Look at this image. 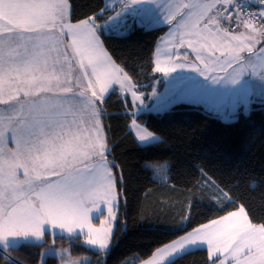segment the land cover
Masks as SVG:
<instances>
[{
  "label": "trees",
  "instance_id": "1",
  "mask_svg": "<svg viewBox=\"0 0 264 264\" xmlns=\"http://www.w3.org/2000/svg\"><path fill=\"white\" fill-rule=\"evenodd\" d=\"M105 2L68 0L70 21L102 20ZM167 29L134 25L123 35L100 32V40L112 61L145 90L158 77L154 53ZM131 110L129 98L116 88L98 103L118 193L109 251L87 247L80 235L46 232L41 243L0 250V264H41L42 252L52 247L68 248L73 257L87 256V264H124L131 257L135 259L129 264H138L196 227L241 207L252 224L264 227V103L254 102L248 113L239 110L233 121L185 102L162 113ZM133 119L159 139L140 144L130 130ZM164 164L163 172L157 167ZM221 192L227 200L219 197ZM213 261L203 247L166 264ZM43 264H58V259L47 255Z\"/></svg>",
  "mask_w": 264,
  "mask_h": 264
},
{
  "label": "snow or ice",
  "instance_id": "2",
  "mask_svg": "<svg viewBox=\"0 0 264 264\" xmlns=\"http://www.w3.org/2000/svg\"><path fill=\"white\" fill-rule=\"evenodd\" d=\"M150 0H131L132 6L140 7L146 5ZM66 0H5L3 5V23H0V31L18 36L24 41L17 48L9 47L8 52L0 56V95L6 94L8 100L13 102L14 116L9 117L3 130H0V141L4 139V132L12 131V142L16 145L14 149L6 147L0 149V154L6 150L10 151L7 167L0 164V220L7 226L32 218L38 217L40 212L49 216L61 214L74 207V202L70 197V191L74 185H86L94 183L103 189L102 194H107L111 185L107 174L111 172L106 165L102 169L88 165L86 162L94 155L103 156V152H97V147L103 149V144L91 141L90 135L85 130L76 127V121H69L64 110L67 100L65 94L72 89L66 87L70 76L62 79L61 74H57L54 64L50 63L52 53L57 51L56 39L49 34V25H55L58 20H63L65 16ZM183 7V6H182ZM186 13V19L180 27L191 29V35L196 37L195 41H188L189 44H196L200 41L207 42L209 38L213 41L211 47L215 48L222 45L223 39L231 41H241L239 36H219L209 31L207 26L200 29V21L207 13L206 6L191 4ZM127 9V7H126ZM119 16V13L117 14ZM115 17L111 18L114 19ZM72 32V25H64ZM73 43L76 45L75 52L78 56L87 59L92 67L93 75L96 76L97 83L100 84V91L103 93L108 81L104 79L112 73L105 67L104 57L97 51L98 45L91 31L87 34L76 31ZM227 49V54H232L233 49L228 45H222ZM22 48V51L19 50ZM196 49L194 48V51ZM48 53V56L45 54ZM232 59H236L232 55ZM54 63H59L55 61ZM182 67L183 65H177ZM81 67H84L81 60ZM165 74L174 71V68H160L156 71ZM215 82L214 77H210ZM235 79H233L234 81ZM89 87H92L90 84ZM23 91L25 97H34L32 100L21 101L18 99L19 92ZM50 94V95H45ZM81 96L84 93L80 94ZM96 93L93 92V96ZM20 117L15 120V117ZM47 129V139L37 142L38 133ZM141 136L140 139H144ZM32 153L25 159V153ZM4 158L0 155V161ZM29 161L33 169V175L28 176ZM83 164L84 168H77ZM17 168H23L25 177L23 181L17 179ZM59 168L65 174L61 179L48 184L41 189L39 198L42 202L40 209L32 207L31 201L22 200L16 203L11 209V214L5 216V211L9 204L20 200L24 195L23 186H31L34 179L46 176H59V172H45L42 169ZM39 169V170H38ZM53 223H56L54 220ZM42 227L29 229L34 232L35 237L41 236ZM91 231V229H90ZM103 231V229L97 230ZM222 231V226L211 228L204 235L192 238L180 244L179 247H172L171 253L182 251L189 244L195 245L198 240H206L209 252L215 258L217 251L223 250V241L218 238V233ZM17 238L15 231L9 232L7 227L0 235V240L7 243L8 238ZM20 237L27 236L22 231ZM93 245L98 242L102 248L107 245L104 238L99 241L92 239ZM255 247L256 255L250 256L246 261L240 260V253L243 247ZM231 256L235 258L236 264H248V261H264V233L251 232L243 243L236 248Z\"/></svg>",
  "mask_w": 264,
  "mask_h": 264
},
{
  "label": "rangeland",
  "instance_id": "3",
  "mask_svg": "<svg viewBox=\"0 0 264 264\" xmlns=\"http://www.w3.org/2000/svg\"><path fill=\"white\" fill-rule=\"evenodd\" d=\"M3 1L5 0H0V3ZM190 1L193 0H150L148 4L141 6V10L140 7L134 8L131 0H119L122 6H120L113 16L115 18L111 19L109 23L100 24L103 26L104 33L123 35L134 25L144 26L145 28L166 26L168 29L158 41L159 44H157V62L154 70L158 77L153 81L150 87L145 90L138 89L136 84L134 83V85L132 83L134 81L131 77L125 73L122 68L115 65L118 67V71H115V67H113V69L110 65H106L108 62L104 59L105 67L112 73L110 76H106L109 89L116 88L125 96H128L130 102H132L134 113L148 111L162 113L172 108L175 104L185 102L200 105L206 110L215 113L224 121H233L238 117L236 113L239 110L248 113L254 102L264 103V45L263 47H255L251 45V43L242 40L231 41L223 39L222 45H228L233 49V53L230 55L227 54V49L222 45L215 48L211 47L213 44L211 38H209L207 42L200 41L196 44H189L188 41H195L196 37L191 35L190 28L180 27V25L186 19ZM206 1L208 0H202V2ZM210 2H214V0H210ZM209 10L210 9L207 8V11ZM118 13L119 16H117ZM205 24L204 17L200 21L198 27L203 29ZM48 28H50V26H48ZM79 29L81 33L84 34L91 31V29L89 27L86 28L85 25H77L73 28L75 32L79 31ZM98 29L97 26L95 33L92 31L91 33L98 45L97 51L101 54L104 48L100 40V31ZM247 30L257 34L261 32V30H255L250 26H248ZM69 44H71V46L74 45L73 39L69 41ZM179 46L181 47L179 48ZM189 46L192 50L195 48V52L198 51V53L190 56L186 49ZM74 47H76V45H74ZM254 51H256V53H254ZM65 52H69L68 47H65ZM234 52L237 53L234 54ZM48 55V53L45 54V56ZM232 55H235L236 59H232ZM197 56L200 58L203 56L208 62H217V64L213 65L211 70L207 68L204 71H200L197 75H194V73L186 69L196 67L194 65V58ZM53 61H57V59ZM177 65L183 66L178 67ZM158 67L174 68V71L165 74L163 72H157L156 69ZM245 74L247 77L243 78ZM210 77H214L216 81L214 82ZM233 79H235V82H239V85L243 84L245 86V90L241 92L239 103L228 95L230 89L229 84H235ZM258 81H260V83ZM256 82L257 86L255 87ZM248 94L251 97L249 102L245 100ZM131 128L135 134V138L142 145L155 142L159 139L156 134L148 131L138 121H133ZM141 136L145 138L140 139ZM103 162H106V166L111 169L108 165L109 163L111 164L110 161L107 162V159L104 158ZM103 166L104 165L97 163L96 168L102 169ZM157 168L164 172L166 170V164ZM111 173H113L112 169ZM59 177L60 175L56 176V178ZM77 187L78 185H74L72 191L77 190ZM78 196L73 197V202L77 203L81 201L84 203L85 199L81 195ZM219 197L226 200L228 199V196L223 192L219 193ZM27 200L31 201L33 208L40 209L42 206V202L36 194H34L33 197L28 196ZM18 202L20 201L9 204L5 211V216L11 214V209L14 208ZM94 219H98L99 221L97 220L98 222L95 223ZM116 219L117 210H115V212L109 210L106 214L100 215L97 218H90L88 215H82L80 211L74 212L73 214L65 211L64 213L52 216L40 212L38 217L20 221L15 225L9 224L6 226L4 222L0 220V235H3L6 227L9 232L15 231L17 233V238L14 239L9 237L6 244L0 240V250L4 251L25 242L41 243L45 240V233L49 232L51 235H65L69 238L80 235L82 236L83 243L87 247L107 253L111 246V238ZM54 220L56 223H53ZM217 226H222V231L217 235L218 238L223 241V250L217 251L214 259L209 252L206 240L204 242L198 240L195 245L189 244L182 251L171 253L172 247H179V245L183 244L185 241L204 235L211 228ZM37 227H42L41 236L39 238L35 237L34 232L28 231L29 229H35ZM100 229H103V231H97ZM22 231L27 238L24 239L20 237ZM253 231L258 234L264 233V227L252 224L245 210L241 207L234 212L226 214L219 220L216 219V221L210 224L206 223L196 227L185 235L172 241L171 244L169 243L157 249L151 257L138 264H166L186 251L203 247L208 250L210 259L215 260L211 264H236V260L231 256V253L238 248ZM101 238H104L107 242L104 248L100 246L99 242L96 245L90 242L92 239L99 241ZM47 255H54L57 257L58 264H87L90 260L87 256L73 257L68 248L52 247L42 252L41 264H43ZM254 255H256L255 247L250 250L248 246H245L240 253V260L246 261L248 257ZM134 259L135 257L128 258L124 264H129ZM248 264H264V261L253 260L248 261Z\"/></svg>",
  "mask_w": 264,
  "mask_h": 264
},
{
  "label": "crops",
  "instance_id": "4",
  "mask_svg": "<svg viewBox=\"0 0 264 264\" xmlns=\"http://www.w3.org/2000/svg\"><path fill=\"white\" fill-rule=\"evenodd\" d=\"M4 2L5 1L0 3V23L4 22L3 20ZM189 4L190 5L200 4L210 9L209 11H207L206 15L204 16L205 23H206L205 26L209 28L210 32L216 33L219 36H223V35L229 36V37L233 35L239 36L241 37V40L244 42H249L251 43V45L255 47L257 46L263 47L264 32H259L258 34L249 32L247 30L249 25L239 13L235 14V17L233 20V22H235L237 25L235 30L231 31L230 29H227L223 25H221V13H220L221 0H214V2H210V0L206 2H202V0H193V1H190ZM66 5L67 6L65 9L64 19L58 20L54 26L49 25L50 28H48L49 34L55 37L57 41L56 43L57 51L52 53L50 63L54 64V68L57 74H61L62 79L66 78V76H70L68 83L65 85L66 87H70L72 89L70 93L65 94L67 97V100L64 104V110L67 113H69L67 115V119L69 121L75 120L76 127L78 129L85 130L86 134L90 135L92 142L104 145L103 149H100L99 147H97V152H103V156L101 157L99 155H94L86 163L90 166L92 165L97 166V163H100L101 165H106V162H103L104 158L107 159V162H109L110 160L108 158V148L105 144L103 128H102L99 113H98V103H100L107 96V94L112 90V88L109 89V84L107 83L105 91L103 93L100 91V84L97 83L96 76L93 75L92 67L88 64L87 59H84L83 57L78 56L76 54L75 52L76 47H74V45L71 46V44H69V41L71 39L74 40V35L72 33L75 32L73 28L77 25H85V27L86 28L89 27L93 33H95L97 26H98L99 28L98 30L100 32H104L103 26L100 24L109 23L111 18L115 15V13L120 8V6H122V3H120L119 0H106L105 7L101 14V16H104L102 20L96 19L95 17H90L86 20H82L76 23H72L70 21V5L68 3V0H66ZM212 22L217 26L216 29L209 27V24ZM65 24L73 26L72 32H70L69 28L64 26ZM127 27H128V24H127ZM23 43L24 42L20 40L18 36L0 31V56H3L8 52L9 47H6V45L10 46L11 48H17L18 45H22ZM65 47H68L69 52H65ZM180 47L181 46H179V48ZM157 48H158V45L154 53V68H156V62H157L156 61ZM186 49L188 53L190 54V56L198 53V51L195 52L194 50H192L190 46L187 47ZM19 50L22 51V48H20ZM235 53L237 52H234V54ZM254 53H256V51H254ZM101 55L108 62L106 63V65H110L112 68L115 67V71H118V67H117L118 65L112 61V59L110 58V56L107 54L105 50L101 52ZM54 59H57L59 63H54L55 62L53 61ZM81 60H83L84 67H81ZM194 61H195L194 65L196 67H191L190 69H186L187 71L194 73V75L195 74L197 75L200 71H204L207 68L208 69L210 68L211 70V68H213V65L217 64V62H214V63L208 62L203 56H201V58L197 56L196 58H194ZM244 77H247L246 74L245 76H243V78ZM104 79L107 80V77H104ZM258 82L260 83V81ZM132 83L134 84V82ZM234 83L235 84H232V85L229 84L230 89L228 91V95L230 98L238 102L241 97L240 96L241 92L245 90V86L243 84L239 85V82L234 81ZM90 84L92 85V87H89ZM256 86H257V82L255 83V87ZM93 92L96 93L95 96H93ZM81 93H84V95L81 96L80 95ZM45 95H50V94H45ZM125 97H128V96H125ZM18 99L21 101H24V100H32L35 98L25 97L24 92L20 91L18 95ZM7 100H8V97L6 94L0 95V130H3L4 125L7 123L9 117L14 116L13 102H6ZM245 100L247 102L251 100V97L249 94L246 96ZM131 111L133 112V114H137V113H134L135 111L133 109V105H132ZM19 119L20 117L18 116L15 117V120H19ZM133 121H137V120L136 119L132 120L130 124L131 131H132L131 126H132ZM14 126H16L15 121L13 122V124L9 125V130L4 132V139L0 141V149H3L5 147L7 149H14L16 147V145L12 142L11 127H14ZM47 131L48 130L45 129L42 133H38L37 142H39L42 139H47ZM31 154L32 153L30 152L25 153V159L27 158L28 155H31ZM0 155H2L4 158L2 161H0V164H3L4 167H7L8 157L11 155L10 151L6 150L3 154H0ZM28 163H29L28 176H32L33 169L31 166V161H29ZM108 165L111 167L110 163ZM76 167L83 169L84 165L80 164V165H77ZM42 171L59 172L60 177L56 178V176L53 175V176H46V177L42 176L39 179H34L32 181L31 186H28V185L23 186L24 195L21 196L20 200L18 201L27 200L28 196L33 197L34 194L39 196V193L42 188H44L48 184H51L61 179L62 176L65 174L59 168H46V169H42ZM16 172H17L18 180L23 181L24 179H26L23 168H17ZM107 178L109 181H111V185L108 188L106 195L102 194L103 189L99 188V186L94 183L86 184L83 186L78 185L77 190L75 191H72L71 189L70 197L72 201H73V197L81 195L85 199V202L82 203L81 201H79L77 203H74V207L67 211L71 212V214H73L74 212L80 211L82 215H88L90 218L91 217L97 218L100 215L106 214V212L109 210L115 212L117 205H118V193L116 190V179L113 173L111 172L107 174ZM219 219L220 218H218V220ZM213 221H216V220H213ZM213 221H210L208 223L210 224Z\"/></svg>",
  "mask_w": 264,
  "mask_h": 264
},
{
  "label": "built area",
  "instance_id": "5",
  "mask_svg": "<svg viewBox=\"0 0 264 264\" xmlns=\"http://www.w3.org/2000/svg\"><path fill=\"white\" fill-rule=\"evenodd\" d=\"M220 13L221 25L227 29H236L233 20L239 13L251 28L264 32V0H221ZM209 27L217 28L213 22Z\"/></svg>",
  "mask_w": 264,
  "mask_h": 264
}]
</instances>
